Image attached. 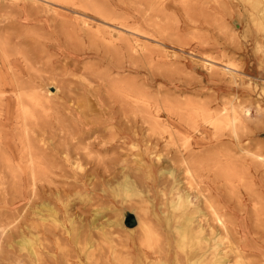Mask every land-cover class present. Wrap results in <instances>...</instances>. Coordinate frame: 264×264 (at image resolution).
Segmentation results:
<instances>
[{
	"label": "rangeland",
	"instance_id": "374dc122",
	"mask_svg": "<svg viewBox=\"0 0 264 264\" xmlns=\"http://www.w3.org/2000/svg\"><path fill=\"white\" fill-rule=\"evenodd\" d=\"M3 139L0 264H264V0H0Z\"/></svg>",
	"mask_w": 264,
	"mask_h": 264
},
{
	"label": "bare ground",
	"instance_id": "6f19581e",
	"mask_svg": "<svg viewBox=\"0 0 264 264\" xmlns=\"http://www.w3.org/2000/svg\"><path fill=\"white\" fill-rule=\"evenodd\" d=\"M35 3V2H34ZM227 70H231V71H235V69L234 68H231V67H227L226 68ZM262 76V75H261ZM31 82V81H30ZM23 83V82H22ZM31 84H32V82H31ZM20 85H22L21 83H20ZM32 86V88H33V85H31ZM21 88V87H20ZM22 90V89H21ZM26 98V97H25ZM20 100V99H19ZM23 110H24V108H23ZM25 112V111H24ZM231 123V122H230ZM82 127H84V126H82ZM74 129V128H73ZM72 129V130H73ZM68 130V131H67ZM65 129V128H62V132L64 133V134H68L67 132H71L72 130L70 129V128H68V129ZM233 131V130H232ZM73 132V131H72ZM61 137H63V138H65V139H67L66 138V136H61ZM71 137V136H70ZM5 138H7L6 136H5ZM6 140V139H5ZM5 140L3 139L2 141H0V143H1V145H3V146H5L7 149H9L10 148V146H9V144L8 143H6L5 142ZM79 141H81V140H79ZM80 145V144H79ZM92 148L94 147V148H97L98 150H100L101 149V147H102V149H103V145L99 142V143H93V144H91L90 145ZM65 148V147H64ZM85 148H87V146L85 147ZM104 148L105 149H108L107 148V146H104ZM67 149V148H66ZM12 152V151H11ZM65 152V151H64ZM13 155V154H12ZM56 155V154H55ZM13 158H14V155L12 156ZM47 159V158H46ZM65 163V162H64ZM12 165L13 164H10L9 166L10 167H12ZM65 165V164H64ZM76 169L77 170H79V171H82L83 170V165H81L79 162H77L76 161ZM54 166V165H53ZM20 168H21V166H20ZM12 169V168H11ZM8 171H9V169H8ZM167 173L168 174H172V172L171 171H167ZM14 185H15V183H13ZM125 184V183H124ZM125 186V185H124ZM126 187V186H125ZM128 188V187H127ZM134 188V187H133ZM123 190H124V187L122 188ZM131 189V187L130 188H128V190L129 191H131L130 190ZM135 195V194H134ZM47 205V204H46ZM191 205V201H190V197H189V195H187L186 194V196H184L182 199H180V201L179 202H177L176 203V208H175V210L177 211V210H184V209H186V208H188L189 206ZM47 208H48V206H47ZM51 208V207H50ZM41 210V209H40ZM54 210V209H53ZM39 212V211H38ZM44 212V211H43ZM41 213V212H40ZM186 212L184 211V212H182V223H183V225H180V226H178V227H176L175 229H176V232H178L179 233V236H180V242H179V247L180 248H184V245H185V241H186V239H188L189 238V235H191V234H193L192 232H195L193 235V237L197 240V245H200L201 243H202V239L200 238L201 237V234L203 233V228H202V226H201V224H199V225H197L196 226V228H194V230L193 231H190V228H191V226H192V223H193V221H194V218L195 217H192V215H188V214H185ZM203 213V212H202ZM38 214V213H37ZM199 214V213H198ZM54 215V214H53ZM41 216V215H40ZM97 216V215H96ZM215 216V215H214ZM98 217V216H97ZM98 219V218H97ZM49 220V219H48ZM55 220V219H54ZM195 220H196V218H195ZM168 221H170V220H168ZM215 221V220H214ZM217 221H218V223H220L221 224V226L222 227H224V222L222 221V219L220 218V217H218L217 218ZM95 222V221H94ZM118 222V221H117ZM202 222V221H201ZM60 223V222H59ZM200 223V222H199ZM213 223V222H212ZM43 224H44V222H43ZM58 224V223H57ZM113 225V224H112ZM44 227H46V225L44 226ZM50 228V227H49ZM99 228V227H98ZM100 229V228H99ZM103 229V228H102ZM101 230V229H100ZM49 231V230H48ZM48 231H46V233L48 232ZM66 232V231H65ZM150 232V231H149ZM218 234V233H217ZM195 241V240H194ZM193 241V242H194ZM183 243V244H180V243ZM17 244H20L21 246H26V247H28V249H29V251H30V253H31V255H33V256H35V257H37V255H36V253H34V251H33V249H32V241L31 240H29V239H23V240H21L19 243H17ZM12 246V245H11ZM10 246V247H11ZM91 246V245H90ZM224 261V260H223ZM223 261H221V260H215L214 261V263H212V264H224L223 263ZM239 262V261H238ZM238 262H236V263H238ZM226 263V262H225ZM234 263H235V261H234ZM240 263V262H239ZM240 264H243V263H240Z\"/></svg>",
	"mask_w": 264,
	"mask_h": 264
},
{
	"label": "water",
	"instance_id": "95a60500",
	"mask_svg": "<svg viewBox=\"0 0 264 264\" xmlns=\"http://www.w3.org/2000/svg\"><path fill=\"white\" fill-rule=\"evenodd\" d=\"M237 26H238V24H236ZM135 217L132 215V214H130L127 218H126V220H125V224L127 225V226H129V227H134L135 225H136V223H135Z\"/></svg>",
	"mask_w": 264,
	"mask_h": 264
}]
</instances>
